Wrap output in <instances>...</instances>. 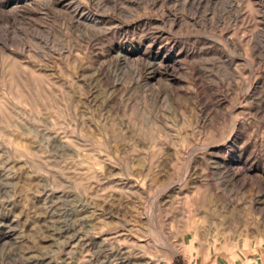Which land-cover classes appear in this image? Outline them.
<instances>
[{"label":"rangeland","instance_id":"1","mask_svg":"<svg viewBox=\"0 0 264 264\" xmlns=\"http://www.w3.org/2000/svg\"><path fill=\"white\" fill-rule=\"evenodd\" d=\"M0 264H264V0H0Z\"/></svg>","mask_w":264,"mask_h":264}]
</instances>
